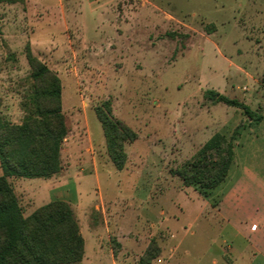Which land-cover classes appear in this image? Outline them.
I'll list each match as a JSON object with an SVG mask.
<instances>
[{
    "label": "rangeland",
    "instance_id": "rangeland-1",
    "mask_svg": "<svg viewBox=\"0 0 264 264\" xmlns=\"http://www.w3.org/2000/svg\"><path fill=\"white\" fill-rule=\"evenodd\" d=\"M27 48L60 80L68 133L58 175L9 179L23 217L68 203L84 239L78 264H264L220 209L247 167L259 181L250 199L264 210V0L0 2V114L15 124L31 88ZM105 101L137 135L121 171L96 116ZM215 133L232 138L234 159L206 208L173 172Z\"/></svg>",
    "mask_w": 264,
    "mask_h": 264
},
{
    "label": "trees",
    "instance_id": "trees-1",
    "mask_svg": "<svg viewBox=\"0 0 264 264\" xmlns=\"http://www.w3.org/2000/svg\"><path fill=\"white\" fill-rule=\"evenodd\" d=\"M20 0H0L16 3ZM26 58L31 70V88L21 107L24 117L19 124L0 114V264H78L84 255V239L70 205L51 201L23 217L10 178L50 179L60 173L61 147L68 128L62 113L61 83L29 48ZM213 101L241 109L251 120L250 108L242 102L215 91L207 92ZM105 138L107 155L116 170L126 163V143L137 138L135 132L114 118L105 101L96 108ZM234 159L232 138L215 133L198 150L193 160L173 174L185 187H192L206 202L216 207L215 191L227 178ZM159 250H157V256ZM153 256L144 261L148 264Z\"/></svg>",
    "mask_w": 264,
    "mask_h": 264
},
{
    "label": "crops",
    "instance_id": "crops-1",
    "mask_svg": "<svg viewBox=\"0 0 264 264\" xmlns=\"http://www.w3.org/2000/svg\"><path fill=\"white\" fill-rule=\"evenodd\" d=\"M257 180V175L254 172H252L247 167H243L241 172L234 178L231 187H229L225 196L223 197L222 201L224 204H226V208L223 207L224 204L222 203L220 209L223 213L222 216L225 220V224L235 232V236L241 238L242 241H244L248 245L249 249H255L257 251L252 253L253 256L258 253L259 255H262L264 257V253H261L257 249L261 248V244H263L264 242V222L260 220L264 218V210H261V208H259L258 205L250 199L251 196L249 195L248 188L250 186V183L259 182ZM203 205L207 208L208 202L205 201V204ZM228 205L230 206L228 207ZM198 218L199 217H197V219ZM259 221L263 224H259ZM251 227L252 229H256L252 230ZM174 249L175 248H173V250ZM236 252L238 253L237 257H241L243 255L237 250ZM219 254V259L223 261V254ZM234 262L235 260L232 259V261L228 262V264H234ZM212 263L218 264L219 260L213 259Z\"/></svg>",
    "mask_w": 264,
    "mask_h": 264
}]
</instances>
